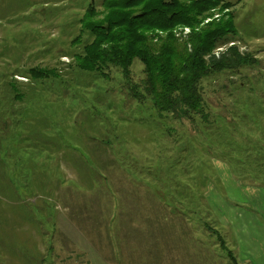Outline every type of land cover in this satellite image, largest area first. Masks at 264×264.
I'll return each mask as SVG.
<instances>
[{
    "label": "rangeland",
    "instance_id": "374dc122",
    "mask_svg": "<svg viewBox=\"0 0 264 264\" xmlns=\"http://www.w3.org/2000/svg\"><path fill=\"white\" fill-rule=\"evenodd\" d=\"M103 1L0 0V264H102L79 244H86L82 232L66 238L58 222L64 207L49 185L80 170L101 205L112 178H168L158 198L169 199L174 217L173 200L185 188L199 209L200 255L190 247V255L176 257L174 243L166 261L162 245L151 244L158 249L152 259L141 255L146 246L135 248L131 262L109 256L106 264H233L228 253H238L217 221L228 205L244 210L238 181L264 186V0H225L236 4L237 34L206 59L236 47L251 62L203 79L204 112L187 117L155 107L138 59L130 80L115 66L106 77L77 67L92 40L81 20L91 5L102 11ZM34 68L58 76L34 79ZM175 236L184 238L171 223L163 237Z\"/></svg>",
    "mask_w": 264,
    "mask_h": 264
},
{
    "label": "trees",
    "instance_id": "16d2710c",
    "mask_svg": "<svg viewBox=\"0 0 264 264\" xmlns=\"http://www.w3.org/2000/svg\"><path fill=\"white\" fill-rule=\"evenodd\" d=\"M235 5L225 0H104L102 11L91 5L81 20L82 32H88L92 40L76 56V65L104 77L107 69L115 66L130 80L138 59L146 75L145 91L160 112L184 117L203 114L202 80L251 62L236 47L219 58L206 59L236 36ZM215 14L219 16L214 18ZM179 27L192 29L184 42L174 33ZM30 76L45 79L58 73L34 68ZM228 254L233 264H239L231 252Z\"/></svg>",
    "mask_w": 264,
    "mask_h": 264
},
{
    "label": "crops",
    "instance_id": "0c3cea01",
    "mask_svg": "<svg viewBox=\"0 0 264 264\" xmlns=\"http://www.w3.org/2000/svg\"><path fill=\"white\" fill-rule=\"evenodd\" d=\"M71 177L49 178V185L50 189H55L53 199L57 200L58 206L64 207L63 216L58 218V222L65 230L66 238L82 232L86 244L82 243L81 238L79 244L84 245L86 251L90 248L88 257L91 260L106 264V257L109 256L129 259L135 248L146 246L141 255L152 259L153 255L158 254V249L151 247V244L162 245L166 261L171 251L175 253L172 249L174 243L177 244L176 257L190 255L191 250H186L190 247H194L192 256H195V251L197 256L200 255L199 242L195 243L194 224V216L198 215L199 209L194 207V192L191 190L188 198L185 188L173 200L179 207L175 212L178 217H174L169 199L158 198L159 192L168 190V178H112V194L104 195L103 199L107 202L101 205L96 200L99 197L92 194L96 188L89 185L90 180L82 170L79 175ZM70 182H75L77 186L70 185ZM238 182L241 188L240 203L244 210L228 205L226 215L217 223L229 240L228 245L236 248L239 264H264V186L250 188ZM171 223L178 225L183 240L176 236L173 239L163 237L165 231L171 230ZM100 235L111 239V244L106 239L107 244H104Z\"/></svg>",
    "mask_w": 264,
    "mask_h": 264
},
{
    "label": "bare ground",
    "instance_id": "6f19581e",
    "mask_svg": "<svg viewBox=\"0 0 264 264\" xmlns=\"http://www.w3.org/2000/svg\"><path fill=\"white\" fill-rule=\"evenodd\" d=\"M218 16H216L217 18ZM211 19L206 20L207 22H209ZM191 30L189 28H180L179 30L176 31L177 35H183V34H190Z\"/></svg>",
    "mask_w": 264,
    "mask_h": 264
},
{
    "label": "built area",
    "instance_id": "2783aa9c",
    "mask_svg": "<svg viewBox=\"0 0 264 264\" xmlns=\"http://www.w3.org/2000/svg\"><path fill=\"white\" fill-rule=\"evenodd\" d=\"M208 23V22H206ZM184 36H188L189 34H183ZM177 36H182V35H177ZM223 52V51H222ZM218 58L221 56V54H217Z\"/></svg>",
    "mask_w": 264,
    "mask_h": 264
}]
</instances>
